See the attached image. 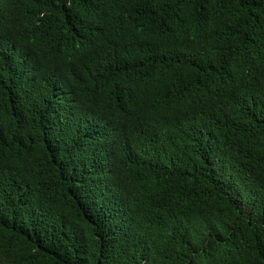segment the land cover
Returning <instances> with one entry per match:
<instances>
[{
	"label": "trees",
	"instance_id": "trees-1",
	"mask_svg": "<svg viewBox=\"0 0 264 264\" xmlns=\"http://www.w3.org/2000/svg\"><path fill=\"white\" fill-rule=\"evenodd\" d=\"M0 264H264V0H0Z\"/></svg>",
	"mask_w": 264,
	"mask_h": 264
}]
</instances>
